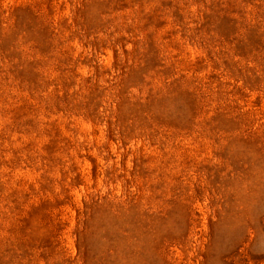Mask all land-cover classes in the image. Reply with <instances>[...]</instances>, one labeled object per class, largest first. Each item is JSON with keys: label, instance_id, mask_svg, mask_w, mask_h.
Instances as JSON below:
<instances>
[{"label": "rangeland", "instance_id": "rangeland-1", "mask_svg": "<svg viewBox=\"0 0 264 264\" xmlns=\"http://www.w3.org/2000/svg\"><path fill=\"white\" fill-rule=\"evenodd\" d=\"M0 264H264V0H0Z\"/></svg>", "mask_w": 264, "mask_h": 264}]
</instances>
